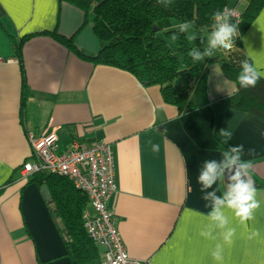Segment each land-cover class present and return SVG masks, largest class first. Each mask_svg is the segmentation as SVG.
Here are the masks:
<instances>
[{
    "label": "crops",
    "instance_id": "obj_1",
    "mask_svg": "<svg viewBox=\"0 0 264 264\" xmlns=\"http://www.w3.org/2000/svg\"><path fill=\"white\" fill-rule=\"evenodd\" d=\"M248 4L229 0L241 14ZM92 28L91 14L62 0H0V264H72L60 220L31 182L35 175L22 174L34 160L30 138L54 130L59 155L76 143L112 148L118 190L109 207L130 258L144 264H264V121L222 104L237 87L221 68L212 75L211 64L210 104L180 112L164 102L158 86L144 88L123 70L82 60L44 34L72 38L79 50L96 55L102 44ZM237 31L264 76V6L251 23L241 19ZM24 38L21 64L15 47ZM221 129L231 135L221 136ZM239 144L241 162L252 161L246 180L254 181L259 207L242 222L225 206L221 228L210 218L211 198L201 197L214 192L223 199L229 186L224 173L203 194L197 176L205 161L220 163L222 153ZM86 211L95 215L90 204Z\"/></svg>",
    "mask_w": 264,
    "mask_h": 264
},
{
    "label": "trees",
    "instance_id": "obj_2",
    "mask_svg": "<svg viewBox=\"0 0 264 264\" xmlns=\"http://www.w3.org/2000/svg\"><path fill=\"white\" fill-rule=\"evenodd\" d=\"M82 10L86 17L93 16V33L102 44L100 52L90 55L79 50L73 39L55 33L50 34L82 60L94 65L109 66L134 76L144 88L158 86L166 104L180 112H190L210 104L208 67L200 69L189 52L193 50L185 32H165L160 23L164 20L190 22L196 30L208 29L211 33L216 23L212 15L224 11L229 0H62ZM264 6V0H249L242 13V21H254ZM230 24L238 23L228 20ZM155 28L158 30L155 31ZM157 32H161L160 36ZM176 35V40L170 37ZM233 48L221 59V71L233 82L237 92L222 100L226 107L248 113L264 121V79L255 87L243 88L238 74L244 61H251L244 53L240 36H233ZM26 38L16 43V56L23 62ZM204 43V39L198 42ZM202 52H204L202 50ZM212 62L211 58L208 57ZM207 62H210V61ZM208 66V65H207ZM185 77L189 86L179 89L174 81ZM23 104L27 87L23 86ZM31 182L39 187L47 185L52 199L49 205L56 219L60 220V232L72 264H101L103 256L84 226V213L89 205L88 197L76 189L67 179L53 175H35ZM263 184H256L261 187Z\"/></svg>",
    "mask_w": 264,
    "mask_h": 264
},
{
    "label": "built area",
    "instance_id": "obj_3",
    "mask_svg": "<svg viewBox=\"0 0 264 264\" xmlns=\"http://www.w3.org/2000/svg\"><path fill=\"white\" fill-rule=\"evenodd\" d=\"M223 14L228 20L236 22L242 18L239 10L231 6H227ZM223 50L228 52L231 49ZM30 142L34 160L24 164L23 176L43 174L61 177L72 182L88 197L95 215L91 216L85 211L84 226L96 245L107 250L102 255L101 264H144L128 255L115 214L109 207V200L118 190L112 148L103 142L92 145L76 143L69 153L59 155V137L55 130L39 139L30 138Z\"/></svg>",
    "mask_w": 264,
    "mask_h": 264
},
{
    "label": "clouds",
    "instance_id": "obj_4",
    "mask_svg": "<svg viewBox=\"0 0 264 264\" xmlns=\"http://www.w3.org/2000/svg\"><path fill=\"white\" fill-rule=\"evenodd\" d=\"M159 2H161V0H159ZM171 3L172 0H167V6ZM212 19L216 23L213 25L214 30L209 36V49H232V37L236 35V25L228 22V17L223 14V11L214 12ZM190 24V22L179 23V31L187 32ZM194 38V33L189 35L190 40ZM170 39L174 41L177 39V36L172 35ZM188 55L191 56L194 61H199L204 59V57L212 56L213 53L210 50H205L204 54L201 55L194 48ZM261 78H264V76H262V73L256 66L250 64L248 61L243 62L242 70L237 77L241 87H255ZM220 135L230 136L231 133L225 129H221ZM156 147L157 146L154 145L153 150H156ZM243 147V144H239L223 152L222 155L224 159L220 163L214 160L205 161L197 176V184L200 186L199 191L203 194L205 190L212 188L218 179L222 178L225 169L231 171L233 166L238 165L235 169V174L230 176V181L232 183L229 184L223 199L217 198L214 192L202 195L201 197L205 200L211 198L213 210L210 213V218L217 222L218 226L221 228L227 224V219L221 210L225 206L233 210L235 216L240 218L242 222L251 219L253 210L259 207L256 200L257 190L253 186L254 181L251 179H242V174L247 176L248 170L252 165V161L241 162ZM249 154H252V150H250ZM228 235H231V233L229 232ZM216 258L219 259L218 254H216Z\"/></svg>",
    "mask_w": 264,
    "mask_h": 264
},
{
    "label": "rangeland",
    "instance_id": "obj_5",
    "mask_svg": "<svg viewBox=\"0 0 264 264\" xmlns=\"http://www.w3.org/2000/svg\"><path fill=\"white\" fill-rule=\"evenodd\" d=\"M246 3V1H245ZM244 8V4L243 6H241L240 10L242 11ZM91 17H90V21H91ZM180 22H177L175 20H164L160 23L161 27L164 29L165 32L168 31H172V30H179L178 24ZM158 30V29H157ZM237 31V30H236ZM160 36H162L161 32H157ZM187 34V37L189 39V35L190 34H195V38L194 39H189L190 44L192 46V48L196 49V51H198L201 55L204 54L205 50H210L212 51L213 55L210 56L212 62L209 60L208 57H204V59L197 61L198 65L200 66L201 70H204L205 66L208 67L207 65L210 66V71L212 75H215V73H219L220 71V62L222 57H224L227 52L224 51L223 49H209V36L211 35V32L208 29H201V30H196L191 24L190 27L188 29L187 32H185ZM239 35L238 31L236 32L237 36ZM204 39V43H201L200 41L198 42V40ZM232 43H233V39H232ZM202 50L204 52H202ZM210 62H207V61ZM174 84L177 88L179 89H186L189 86V82L185 77H179L174 81Z\"/></svg>",
    "mask_w": 264,
    "mask_h": 264
},
{
    "label": "water",
    "instance_id": "obj_6",
    "mask_svg": "<svg viewBox=\"0 0 264 264\" xmlns=\"http://www.w3.org/2000/svg\"><path fill=\"white\" fill-rule=\"evenodd\" d=\"M155 31H157V28H155ZM236 167H238V165L233 166L231 171H229V169H225V170H224V178H225V181H226V183H227L228 185H229L230 183H232V182L230 181V176L235 174V169H236ZM242 179L246 180V176H244L243 174H242ZM42 192L44 193L45 198H46L48 201H51L52 196H51V193H50L49 187H48L47 185H44V186L42 187ZM96 247H97V250L99 251V253H100L101 255H103V254L106 253V251H107L106 248L103 247V246H101V245H97Z\"/></svg>",
    "mask_w": 264,
    "mask_h": 264
}]
</instances>
